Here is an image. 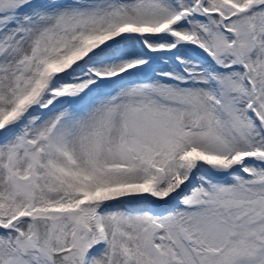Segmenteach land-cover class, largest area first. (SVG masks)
I'll use <instances>...</instances> for the list:
<instances>
[{
    "label": "snow or ice",
    "instance_id": "snow-or-ice-1",
    "mask_svg": "<svg viewBox=\"0 0 264 264\" xmlns=\"http://www.w3.org/2000/svg\"><path fill=\"white\" fill-rule=\"evenodd\" d=\"M0 264H264V0H0Z\"/></svg>",
    "mask_w": 264,
    "mask_h": 264
}]
</instances>
